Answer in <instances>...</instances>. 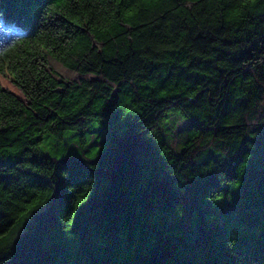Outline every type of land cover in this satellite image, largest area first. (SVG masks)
<instances>
[{"label": "trees", "instance_id": "1", "mask_svg": "<svg viewBox=\"0 0 264 264\" xmlns=\"http://www.w3.org/2000/svg\"><path fill=\"white\" fill-rule=\"evenodd\" d=\"M0 73V264H264V0H0Z\"/></svg>", "mask_w": 264, "mask_h": 264}, {"label": "rangeland", "instance_id": "2", "mask_svg": "<svg viewBox=\"0 0 264 264\" xmlns=\"http://www.w3.org/2000/svg\"><path fill=\"white\" fill-rule=\"evenodd\" d=\"M0 84L2 85V87L12 91L13 93H15L17 96H19L20 98L23 97L20 89H18V87L16 86V84H14L12 77L8 74H1L0 73ZM181 126V123L179 121L175 122V123H170L168 124V126L165 129V134H167L169 136V140L171 142V145L173 147H176L182 142L183 138H184V134L179 132V127ZM57 153V151H56ZM59 155H55V153L51 156V157H58Z\"/></svg>", "mask_w": 264, "mask_h": 264}]
</instances>
